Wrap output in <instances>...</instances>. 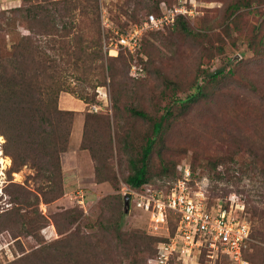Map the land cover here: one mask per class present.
Returning a JSON list of instances; mask_svg holds the SVG:
<instances>
[{"label": "rangeland", "instance_id": "rangeland-1", "mask_svg": "<svg viewBox=\"0 0 264 264\" xmlns=\"http://www.w3.org/2000/svg\"><path fill=\"white\" fill-rule=\"evenodd\" d=\"M59 1L64 0H0V26L5 27L2 12L35 5L54 8ZM159 1L98 0L104 45L109 57H118L114 67L119 76L97 88L94 103L64 92L59 95V109L72 113L67 150L60 155L61 177L56 182H47L49 171H38L32 163L12 172L0 134V264L65 237L100 240L104 249L102 236L114 244L120 233L127 234L123 238L127 242L132 234L139 236L129 247L137 243L142 251L124 250L116 255V264H132L134 259L144 264L154 247L147 237L161 241L168 237L172 221L153 229L149 216L134 207L132 198L125 212L129 161L151 135L150 123L131 116L125 108L141 109L156 119L166 108L170 110L159 151H153L148 163V185L168 189L175 180L174 166L185 163L192 171V189L202 187L209 206L243 207L238 213L250 226L245 254L253 256L257 247L264 251V0H164L160 7L166 9L195 5L193 16L184 20L189 33L176 23L146 33L137 53L130 55L118 45L119 36L149 13L156 14ZM234 5L240 9L234 10ZM18 30L26 34L25 29ZM217 70L223 71L225 80L219 85L209 83L206 76ZM88 78L98 79L94 74ZM196 86H204L198 101H175L194 93ZM111 98L119 101L116 114ZM87 113L98 118L90 123L83 142ZM105 116L110 119V152ZM164 170L169 171L167 176H162ZM109 222L112 227L119 225L118 233L107 232ZM27 223L32 224L31 234ZM89 252L83 257L92 262ZM178 263L183 264H173ZM197 264L230 262L224 257L209 262L200 258Z\"/></svg>", "mask_w": 264, "mask_h": 264}, {"label": "trees", "instance_id": "trees-1", "mask_svg": "<svg viewBox=\"0 0 264 264\" xmlns=\"http://www.w3.org/2000/svg\"><path fill=\"white\" fill-rule=\"evenodd\" d=\"M161 4L164 6L165 1L160 0L156 3L157 12L152 13L155 17H160L163 11L171 9L161 8ZM55 6L49 8L47 5H35L27 8H14L9 10L8 15L2 12L5 27L0 26V134L5 139V154L11 158L12 172L18 171L27 163H32V167L38 171H49L46 180L51 184L61 177L60 155L67 150L71 125L72 112L59 109V95L64 92L84 103H94L97 88L104 86L107 79L114 80L119 76V71L114 67L118 57H109L105 49L98 0H64L56 2ZM244 6H249V4L246 3ZM233 9L239 10L240 6L234 5ZM185 18L189 17L177 16L167 27L175 23L180 24L181 31L187 34L189 31L184 22ZM65 19H69V23H63ZM57 20L61 21V25ZM19 27L25 29L26 34L20 32ZM125 52L129 53L127 50ZM80 72L86 77L82 78L79 75ZM91 74L98 79L96 81L89 79L88 76ZM232 74L229 70L228 75ZM206 77L209 83L215 85L222 84L225 80L222 70L210 73ZM203 89L204 86H196L194 93L184 100L176 99L175 101L195 103L203 95ZM111 102L112 110L115 114L118 113L120 111L119 101L111 98ZM125 110L131 116L149 122L151 126V135L145 139L138 156L129 161L131 170L125 180L129 189L140 191L145 185L150 184L147 178L148 163L153 151H159L160 145L158 144L166 130L164 122L168 121L170 110L166 108L164 114L158 119L152 118L141 109L125 108ZM97 118V115L86 114L83 142L86 140L90 123L95 122ZM104 125L108 138L106 150L110 152V119L108 116L104 117ZM90 152L95 160L94 151L91 149ZM185 166H187L185 163L174 166V182L182 178L180 168ZM216 167L217 164H214L213 168L216 169ZM188 168L192 176V171L190 167ZM163 174L162 176H167L169 171L164 170ZM53 198H56V195ZM121 218L122 215L118 217V220ZM169 221L173 222V226L165 240L147 237L154 242V247L152 256L148 258L149 260H144V264H148L156 256L158 244L168 242L174 235L178 219L169 213L167 224ZM112 225L109 222L107 232L118 233L119 225L114 224V227ZM27 226L31 234L32 224L27 223ZM126 236L127 234L120 233L116 238L118 243L114 244L109 242L111 240L107 235L102 236L106 242L104 249H100V240L93 241L86 237L88 241L82 240L81 242L79 239L65 237L47 247L33 250L31 253H23L7 264H116L118 262L116 255H121L124 250L139 247L137 243L129 247L130 241L139 240V236L132 234L128 242V238L123 239ZM140 238L143 239V237ZM71 242L73 243L70 244ZM54 249L59 250L52 252ZM86 250L90 251L92 262L89 258L84 259ZM136 251L139 254L142 250ZM245 252L246 248L242 252V258L249 264L251 260L255 264H264V251L259 247L255 248L253 256H248ZM132 261H135L132 264L143 262L140 259ZM171 263L175 262L171 261Z\"/></svg>", "mask_w": 264, "mask_h": 264}, {"label": "built area", "instance_id": "built-area-1", "mask_svg": "<svg viewBox=\"0 0 264 264\" xmlns=\"http://www.w3.org/2000/svg\"><path fill=\"white\" fill-rule=\"evenodd\" d=\"M191 6L165 10L160 17L148 15L142 23L120 35L118 45L124 51L136 54L144 34L162 30L177 16L190 18L195 8L194 4ZM180 170L182 178L166 190L152 185H145L140 191L127 189L132 204L149 216L153 229L165 226L169 213L178 219L174 235L168 242L158 244L156 256L149 263L181 261L183 264H197L200 258L209 262L225 257L231 264H249L242 258L250 238V226L238 213L243 212V207L233 203L209 206L204 189L199 186L197 190L192 189L189 168L185 166Z\"/></svg>", "mask_w": 264, "mask_h": 264}, {"label": "water", "instance_id": "water-1", "mask_svg": "<svg viewBox=\"0 0 264 264\" xmlns=\"http://www.w3.org/2000/svg\"><path fill=\"white\" fill-rule=\"evenodd\" d=\"M130 194L127 193L125 196H124V205H125V212L127 213L128 212V208H129V201H130Z\"/></svg>", "mask_w": 264, "mask_h": 264}]
</instances>
